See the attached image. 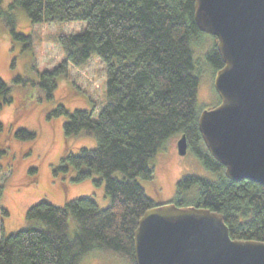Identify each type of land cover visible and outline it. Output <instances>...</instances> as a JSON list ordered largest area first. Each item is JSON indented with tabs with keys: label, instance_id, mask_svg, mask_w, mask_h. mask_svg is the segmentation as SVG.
Returning a JSON list of instances; mask_svg holds the SVG:
<instances>
[{
	"label": "trees",
	"instance_id": "obj_1",
	"mask_svg": "<svg viewBox=\"0 0 264 264\" xmlns=\"http://www.w3.org/2000/svg\"><path fill=\"white\" fill-rule=\"evenodd\" d=\"M16 6L26 10L33 24L86 23L83 33L60 37L66 60L42 76L50 84V96L56 78L67 74L69 66L81 67L93 54L106 64L109 102L98 118L91 110H58L69 115L66 136H92L97 147L66 154L55 173L72 171L77 183L101 176L94 182H105L110 206L101 209L92 198L74 199L64 207L37 203L27 213L34 224L2 237L0 264H80L86 254L98 251L123 255L135 264L139 221L159 205L141 181L156 185L150 161L171 137L184 134L189 151L216 179L183 177L172 203L223 214L233 239L264 241V185L229 179L200 131L195 55L208 34L196 23L195 0H14L12 8ZM3 15L0 8V18ZM13 23L8 17L11 33L24 39ZM211 37L214 44L206 58L217 73L224 62L218 39ZM9 94L0 77V108L12 102ZM16 135L36 137L26 130ZM71 219L77 223L75 232Z\"/></svg>",
	"mask_w": 264,
	"mask_h": 264
},
{
	"label": "rangeland",
	"instance_id": "obj_2",
	"mask_svg": "<svg viewBox=\"0 0 264 264\" xmlns=\"http://www.w3.org/2000/svg\"><path fill=\"white\" fill-rule=\"evenodd\" d=\"M14 0H2L0 8V77L10 87V103L0 108V241L27 229L35 222L27 219L28 210L41 201L58 207L78 198H92L101 209L110 206L105 182L97 186L95 176L83 182H73L74 172L55 171L62 166L66 154H78L83 147L94 149V137L81 134L66 136L64 125L69 114L77 110L94 111L95 119L108 104L106 64L96 54L81 67L69 66L68 73L56 78L57 87L49 93L50 85L43 74L66 60L60 42L63 35L81 34L85 22H55L33 24L22 7L12 8ZM14 20L15 31L24 39L15 38L8 24ZM31 44V45H30ZM214 44L210 35L196 47L195 59L200 70L198 92L199 110H211L220 103L214 88L215 70L206 55ZM3 102V99H0ZM26 130L34 138L22 139L16 133ZM180 135L171 137L150 161L156 185L141 181L149 197L157 204L172 203L177 183L194 175L216 179L192 151L179 154ZM71 230L77 223L71 219ZM80 264H132L131 260L114 252H90Z\"/></svg>",
	"mask_w": 264,
	"mask_h": 264
},
{
	"label": "water",
	"instance_id": "obj_3",
	"mask_svg": "<svg viewBox=\"0 0 264 264\" xmlns=\"http://www.w3.org/2000/svg\"><path fill=\"white\" fill-rule=\"evenodd\" d=\"M195 20L224 62L220 103L200 114L204 142L229 179L264 185V0H195ZM178 151H189L185 134ZM134 242L135 264H264V241L233 239L223 214L193 205L147 210Z\"/></svg>",
	"mask_w": 264,
	"mask_h": 264
}]
</instances>
